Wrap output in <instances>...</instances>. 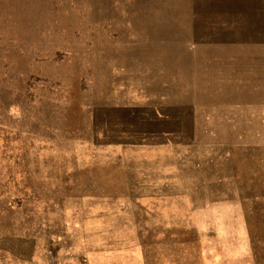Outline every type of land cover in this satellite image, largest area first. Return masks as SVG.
<instances>
[{
	"label": "rangeland",
	"instance_id": "374dc122",
	"mask_svg": "<svg viewBox=\"0 0 264 264\" xmlns=\"http://www.w3.org/2000/svg\"><path fill=\"white\" fill-rule=\"evenodd\" d=\"M0 264H264V0H0Z\"/></svg>",
	"mask_w": 264,
	"mask_h": 264
},
{
	"label": "bare ground",
	"instance_id": "6f19581e",
	"mask_svg": "<svg viewBox=\"0 0 264 264\" xmlns=\"http://www.w3.org/2000/svg\"><path fill=\"white\" fill-rule=\"evenodd\" d=\"M168 6V5H167ZM259 32V31H258Z\"/></svg>",
	"mask_w": 264,
	"mask_h": 264
}]
</instances>
